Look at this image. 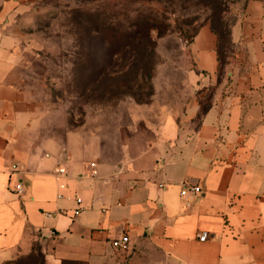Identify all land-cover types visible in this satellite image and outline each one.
I'll list each match as a JSON object with an SVG mask.
<instances>
[{
    "label": "crops",
    "instance_id": "1",
    "mask_svg": "<svg viewBox=\"0 0 264 264\" xmlns=\"http://www.w3.org/2000/svg\"><path fill=\"white\" fill-rule=\"evenodd\" d=\"M36 1L0 0V264L36 247L45 264H264V2L231 26L221 72L218 34L200 27L190 51L209 104L192 99L118 158L28 89L14 28ZM184 182L202 191L182 195ZM124 233L125 253L112 244Z\"/></svg>",
    "mask_w": 264,
    "mask_h": 264
},
{
    "label": "rangeland",
    "instance_id": "2",
    "mask_svg": "<svg viewBox=\"0 0 264 264\" xmlns=\"http://www.w3.org/2000/svg\"><path fill=\"white\" fill-rule=\"evenodd\" d=\"M248 1L37 0L15 19L29 51L26 85L64 111L70 128L95 132L106 154L119 158L122 144L159 130L171 114L181 118L192 99L209 104L190 43L211 23L225 64L231 26Z\"/></svg>",
    "mask_w": 264,
    "mask_h": 264
},
{
    "label": "built area",
    "instance_id": "3",
    "mask_svg": "<svg viewBox=\"0 0 264 264\" xmlns=\"http://www.w3.org/2000/svg\"><path fill=\"white\" fill-rule=\"evenodd\" d=\"M56 175L58 177L67 176L68 171L63 167H59L56 170ZM59 185H60L61 189H64L68 186V183L66 181L62 180V181H60ZM201 191H202V188L200 185L190 183V182H184L182 185L181 194L187 195L188 193H200ZM76 200H77L79 205L82 203V198L77 197ZM79 214H80V207L75 209V215H79ZM198 238L202 241L207 240L209 238V232L208 231H201L198 234ZM112 244L117 250L124 252V253L128 252L130 250V244H131L130 237L127 233H124L121 236L114 238L112 240Z\"/></svg>",
    "mask_w": 264,
    "mask_h": 264
},
{
    "label": "trees",
    "instance_id": "4",
    "mask_svg": "<svg viewBox=\"0 0 264 264\" xmlns=\"http://www.w3.org/2000/svg\"><path fill=\"white\" fill-rule=\"evenodd\" d=\"M213 28H214V26H213ZM199 29L196 31V33L194 34V36L197 34V32L199 31ZM214 30L218 34L219 43H220V33L215 28H214ZM223 66H224V63L222 62L221 45H220V72L223 69ZM78 263H83V262L68 261V260H66V261L63 262V264H78ZM8 264H45V256H44V253L42 252L41 248L40 247H36L35 250H34V253H32L29 256V260H27V261H25V260H17V261H14V262H10Z\"/></svg>",
    "mask_w": 264,
    "mask_h": 264
}]
</instances>
